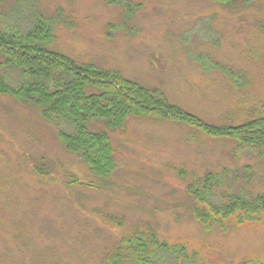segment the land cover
I'll return each mask as SVG.
<instances>
[{
	"label": "rangeland",
	"instance_id": "374dc122",
	"mask_svg": "<svg viewBox=\"0 0 264 264\" xmlns=\"http://www.w3.org/2000/svg\"><path fill=\"white\" fill-rule=\"evenodd\" d=\"M42 16L52 50L117 71L211 125L264 114V0H0L2 31L26 32ZM109 135L117 169L100 180L38 110L0 96V264H108L136 230L185 250L152 264H264V212L205 229L187 194L207 171L218 176L215 203L228 191L263 194L264 146L147 117Z\"/></svg>",
	"mask_w": 264,
	"mask_h": 264
},
{
	"label": "trees",
	"instance_id": "16d2710c",
	"mask_svg": "<svg viewBox=\"0 0 264 264\" xmlns=\"http://www.w3.org/2000/svg\"><path fill=\"white\" fill-rule=\"evenodd\" d=\"M211 1L231 6L235 0ZM53 42V26L43 16L26 32L0 30V96L38 110L43 120L57 129L65 151L78 157L97 179H107L116 171L109 133L122 130L128 117L189 126L208 137L248 148L264 146V114L239 125H211L117 71L76 63L52 50ZM6 69L21 76L16 86L7 81L3 74ZM179 176L184 180L185 172H179ZM217 186L218 176L211 171L187 183L189 198L201 204L194 207V217L205 229L221 226L232 217L240 225L253 222L264 212V193L245 198L228 191L215 203L211 198ZM158 253L186 254L183 246L169 245L155 233L136 230L117 243L108 264H152Z\"/></svg>",
	"mask_w": 264,
	"mask_h": 264
}]
</instances>
